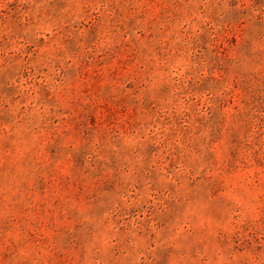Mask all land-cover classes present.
Wrapping results in <instances>:
<instances>
[{"label":"rangeland","instance_id":"rangeland-1","mask_svg":"<svg viewBox=\"0 0 264 264\" xmlns=\"http://www.w3.org/2000/svg\"><path fill=\"white\" fill-rule=\"evenodd\" d=\"M0 264H264V0H0Z\"/></svg>","mask_w":264,"mask_h":264}]
</instances>
